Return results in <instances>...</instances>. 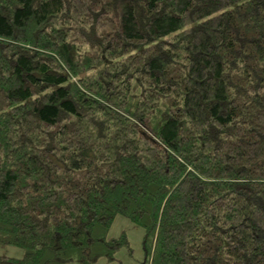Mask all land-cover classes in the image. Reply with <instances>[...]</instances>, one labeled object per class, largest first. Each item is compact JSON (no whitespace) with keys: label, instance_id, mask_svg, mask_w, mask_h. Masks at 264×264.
Wrapping results in <instances>:
<instances>
[{"label":"trees","instance_id":"obj_1","mask_svg":"<svg viewBox=\"0 0 264 264\" xmlns=\"http://www.w3.org/2000/svg\"><path fill=\"white\" fill-rule=\"evenodd\" d=\"M118 215L144 264H264V0H0L3 261L117 260Z\"/></svg>","mask_w":264,"mask_h":264},{"label":"rangeland","instance_id":"obj_2","mask_svg":"<svg viewBox=\"0 0 264 264\" xmlns=\"http://www.w3.org/2000/svg\"><path fill=\"white\" fill-rule=\"evenodd\" d=\"M125 233L129 246L121 247L117 253V260H109L107 257L99 258L94 264H144L145 249H144V229L133 223L130 218L124 215L116 216L110 231L109 237H117ZM24 250L12 244L0 243V264H20L15 261H3L4 257L22 258ZM74 263V262H73Z\"/></svg>","mask_w":264,"mask_h":264}]
</instances>
